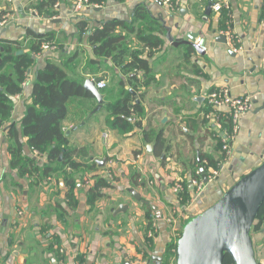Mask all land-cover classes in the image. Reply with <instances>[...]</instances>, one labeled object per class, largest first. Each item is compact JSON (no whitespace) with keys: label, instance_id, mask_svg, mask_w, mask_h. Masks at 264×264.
Instances as JSON below:
<instances>
[{"label":"crops","instance_id":"crops-1","mask_svg":"<svg viewBox=\"0 0 264 264\" xmlns=\"http://www.w3.org/2000/svg\"><path fill=\"white\" fill-rule=\"evenodd\" d=\"M39 1L47 13H38L35 5ZM222 1L231 6L236 51L221 37L227 12L216 11L213 6ZM96 3L76 11L73 0H0V22L5 20L0 24V39L19 41L16 55L28 53L36 59L23 91L13 96L7 127L16 126L22 155L39 166L48 163L46 157L30 148L21 125L33 102L37 70L49 60L61 64L68 61L72 76L93 79L96 74L88 73L89 60L95 58L88 42L92 29L112 20L131 22L139 5L145 6L153 20L151 25L139 21L134 32L123 30L132 48L142 49V57H149V85L143 84L144 75L139 71L140 82L134 90L112 60L104 59L97 74L106 82L102 109L88 118L96 99L70 101L64 129L70 131V145L82 149L76 159L99 165L86 170L78 180L73 207L60 175L48 179L37 175V181L22 176L12 166L6 128L0 132V264H164L167 244L178 240L184 226L264 162V0H174L173 5L162 0ZM83 22L88 32L82 33ZM140 23L146 32L155 28L154 34L162 40L157 50L150 52V47L139 40ZM48 36L55 42L54 49H31L32 44H42ZM190 36L197 44L203 40L202 51L185 43L191 41ZM121 79L127 90L136 92L145 111L142 128L154 132L153 139L146 140L138 128L126 134L108 128L105 104L120 96ZM218 85H228L234 95L253 98V108L242 116L232 152L225 160L216 132L203 117L206 96ZM82 121L86 123L80 126ZM159 133H163V143L155 138ZM103 160L106 162L101 165ZM214 160L217 166L221 164L220 173L199 191L190 182L200 169L205 181L215 168ZM107 169L115 172V180L91 206L88 181L94 184V176ZM179 180L188 186L185 198L174 191ZM121 205L127 208L119 210ZM259 226L253 229L252 237L257 259L264 264V222ZM151 230L154 236L149 237Z\"/></svg>","mask_w":264,"mask_h":264},{"label":"trees","instance_id":"trees-1","mask_svg":"<svg viewBox=\"0 0 264 264\" xmlns=\"http://www.w3.org/2000/svg\"><path fill=\"white\" fill-rule=\"evenodd\" d=\"M99 1L101 0H91L93 4H98L96 2ZM43 7V1H39L35 5L40 14L47 13ZM227 19L228 16L225 13L224 29L226 28ZM141 20L144 24L148 23L149 25L152 23L150 21H153L148 17L144 5L137 7L134 19L129 23L120 20L107 21L90 31L88 42L92 47L95 58L89 60L88 65L91 68V73H88L96 74L93 78L98 77L97 74L101 71L103 60L111 59L120 69L122 75L127 77V84H130L134 90H137V83L140 82L138 78L139 71L143 72L144 75L141 80L143 84H150L152 77L149 57H142L144 51L133 49L128 42L127 34H123V30L134 32L136 23ZM85 25V22L80 23L82 33L88 32ZM154 30L146 32L143 30L141 23L137 29L139 40L145 47H150V50H157L162 44L161 38L154 34ZM51 38V36H48L46 39L51 40ZM19 45V41L0 39V132L6 128V135L11 142L9 151L12 157V166L18 168L22 176L37 181L39 180L37 175L47 179L55 174L60 175L65 185L68 186L67 196L70 206L73 207L77 202L74 192L77 189L78 180L86 170L99 168V165L95 163H93L94 166L87 165L76 159L81 155L82 149L70 145L69 135L64 129V122L69 115V105L72 99H96V97L92 92L85 89L84 83L87 78L85 75L72 76L70 74L71 68L68 61L61 64L49 60L44 68L37 70L34 81L33 102L29 105L22 120V134L28 138L30 148L43 154L48 163L39 166L32 158H24L22 143L19 140L16 126H7L14 108L13 96L23 91V84L27 80L28 70L34 66L36 59L28 53L16 55V51L20 48ZM40 46L41 44L36 42L34 45L32 44L31 49L38 51ZM118 83L123 87L120 96L116 100L105 104V108L109 112V117L106 120L108 128L116 130L120 134H126L138 128L143 131L146 140L153 139L154 132L142 128L141 118L144 116L145 111L141 103L137 101L136 92L125 88V80L121 79ZM100 91L105 94V90L100 89ZM155 136L158 143L164 142L163 133L155 134ZM213 164L214 167H218L217 160H214ZM203 168L205 169V167ZM94 177L95 182L92 186H89L88 190V203L91 206H94L104 196L103 188L110 186L103 174L99 173ZM187 191L188 186L185 192L182 193L184 198ZM261 222H264V203L256 216L251 235L253 229L261 228L259 226ZM177 241L171 240L167 244L164 264H171L172 261L176 264ZM258 263L263 264L259 260ZM224 264H235V262L227 255Z\"/></svg>","mask_w":264,"mask_h":264},{"label":"water","instance_id":"water-1","mask_svg":"<svg viewBox=\"0 0 264 264\" xmlns=\"http://www.w3.org/2000/svg\"><path fill=\"white\" fill-rule=\"evenodd\" d=\"M210 9V6L208 7ZM226 42L225 35L221 36ZM185 43L199 52L203 45L195 43L194 37ZM18 54L22 51H18ZM1 63V59H0ZM101 77L85 80L84 87L96 97L97 105L88 118L100 111L105 103L97 83ZM86 121H82L83 126ZM75 126L73 129H76ZM67 132V134H69ZM61 160V157H60ZM105 160L100 164L104 165ZM204 172V171H202ZM208 179L205 177V182ZM137 199L140 195L134 193ZM264 203V162L243 175L211 207L194 217L183 228L177 241V264H224L229 255L235 264H259L251 230L256 216ZM127 207L121 205L119 210ZM162 258H159L161 263Z\"/></svg>","mask_w":264,"mask_h":264},{"label":"built area","instance_id":"built-area-1","mask_svg":"<svg viewBox=\"0 0 264 264\" xmlns=\"http://www.w3.org/2000/svg\"><path fill=\"white\" fill-rule=\"evenodd\" d=\"M74 8L76 11H80L86 7L93 6L94 4L91 0H73ZM164 3L173 5L174 0H162ZM216 11H226L228 19L226 21V28L223 30V34L226 37V40L230 47L236 51L237 38L232 32V18H231V6L228 1H222L216 3L214 6ZM263 22H264V4H263ZM5 20H2L0 24H4ZM56 47L54 41L46 40L41 46V52L46 50H52ZM94 79V78H93ZM99 89L106 87L105 81H100L97 83ZM207 101V110L204 112L203 117L211 125V128L216 132L217 137L221 142V153L222 160L228 158L231 154L232 144L236 139V136L239 133L240 129V120L242 116L250 111L253 108V98L249 94L243 95H234L231 88L228 85H218L212 89L206 96ZM220 162L219 166L215 167L207 174L208 180L215 179L220 173ZM103 176L108 180L110 186H112L113 181L115 180V172L112 169H107ZM193 187H196L199 191L202 190L205 185L203 180V174L200 170L195 172V178L190 182ZM93 183L88 181V185L92 186ZM108 186V187H110ZM187 185L184 184V181L179 180L174 185V191L181 195ZM106 188H103V192ZM22 213V212H20ZM173 221V219H170ZM148 236H154L153 230L148 232ZM171 264H175L174 261ZM177 264V263H176Z\"/></svg>","mask_w":264,"mask_h":264},{"label":"rangeland","instance_id":"rangeland-1","mask_svg":"<svg viewBox=\"0 0 264 264\" xmlns=\"http://www.w3.org/2000/svg\"><path fill=\"white\" fill-rule=\"evenodd\" d=\"M104 109H106V108H104ZM254 230H257V228H255Z\"/></svg>","mask_w":264,"mask_h":264}]
</instances>
